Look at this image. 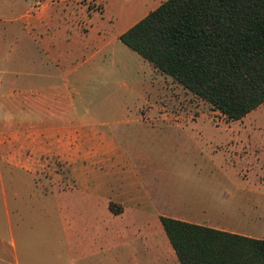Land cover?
<instances>
[{
    "label": "rangeland",
    "instance_id": "obj_1",
    "mask_svg": "<svg viewBox=\"0 0 264 264\" xmlns=\"http://www.w3.org/2000/svg\"><path fill=\"white\" fill-rule=\"evenodd\" d=\"M108 1L117 18L112 32L145 16L158 2ZM92 5L99 9L103 2H91ZM118 43L122 49L117 50L116 60L124 70L108 74L100 88L92 90L88 86L80 89L81 96L75 95L82 99L78 108L83 122L92 126L93 136L85 139L83 146L98 142L104 145L102 155L95 149L84 160L80 155L88 181L78 188L82 171L75 169L78 166L74 163V167L73 161L43 156L36 172L37 187L15 180L12 188L20 194L42 193L44 205L53 209L58 205L62 211L73 205L81 209L94 205L99 209L110 200L118 208L120 200L126 199L127 209L144 212L139 222H152L162 214L209 226H225L226 219L201 218L199 214L226 210L233 215L231 221L235 225L248 220L250 215L248 221L255 214L264 215V103L240 120H227L169 76L156 69H138L143 65L141 56L120 40ZM57 188L66 192H50ZM6 192L0 186L1 244L10 251L7 256L10 264H71L81 257L69 246L61 214L53 219V224L57 223L51 236L44 234L50 230V219L45 217L43 236L31 229L30 224L22 236L14 224L13 234H8L2 203ZM73 193L78 195L72 196ZM82 194L92 195L91 200L81 202ZM236 195L244 196V219L238 216V204L233 198ZM158 227L167 239L159 222ZM13 243L18 258L12 255ZM119 250L118 246L112 247L108 257H115V253L119 256Z\"/></svg>",
    "mask_w": 264,
    "mask_h": 264
},
{
    "label": "crops",
    "instance_id": "obj_2",
    "mask_svg": "<svg viewBox=\"0 0 264 264\" xmlns=\"http://www.w3.org/2000/svg\"><path fill=\"white\" fill-rule=\"evenodd\" d=\"M100 1L103 5L99 9L90 6L91 2ZM157 1L152 9L163 0ZM141 18L112 32L117 18L108 0H0V186L7 191L2 195V203L8 234H13L14 224L22 236L30 224L40 236H51L57 223L54 225L53 219L61 214L69 246L81 256L71 264H180L165 232L167 239L158 227L160 216L167 215L159 214L152 222H139L144 212L127 209L126 199L120 200L121 210L117 213L108 202L99 209L94 205L83 209L73 205L62 211L58 205L56 209L44 205L42 193L20 194L11 185L18 180L22 185L37 187L36 172L43 156L73 161L74 167L78 166L75 169L82 171L78 188L85 185L88 172L80 165V155L84 160L93 149L102 155L104 145L98 142L83 146V141L93 136L92 126L83 122L78 108L82 99L75 95L81 96L80 89L88 86L92 90L100 88L108 74L124 70L116 60L117 50L122 49L119 36ZM119 22L121 25L123 19ZM142 59L139 60L143 65L138 69L155 70ZM50 192L66 190L57 188ZM91 196L82 194L79 199L87 203ZM242 197H233L241 218L246 215ZM199 216L226 219V225L198 224L264 239V215L255 214L248 221L250 215L248 220L243 218L247 223L241 221L237 225L226 210L212 215L203 211ZM43 217L50 219L49 233L43 234ZM168 217L179 219L176 215ZM0 239V264H10V251L1 244V235ZM117 246L119 256L115 253V257H108V251ZM13 247L12 255L18 258L14 243Z\"/></svg>",
    "mask_w": 264,
    "mask_h": 264
},
{
    "label": "trees",
    "instance_id": "obj_3",
    "mask_svg": "<svg viewBox=\"0 0 264 264\" xmlns=\"http://www.w3.org/2000/svg\"><path fill=\"white\" fill-rule=\"evenodd\" d=\"M119 40L227 120L264 103V0H163ZM160 222L180 264H264V239Z\"/></svg>",
    "mask_w": 264,
    "mask_h": 264
}]
</instances>
